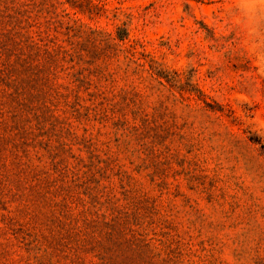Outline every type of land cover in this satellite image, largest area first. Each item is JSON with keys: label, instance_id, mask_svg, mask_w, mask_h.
I'll return each instance as SVG.
<instances>
[{"label": "rangeland", "instance_id": "rangeland-1", "mask_svg": "<svg viewBox=\"0 0 264 264\" xmlns=\"http://www.w3.org/2000/svg\"><path fill=\"white\" fill-rule=\"evenodd\" d=\"M264 0H0V264H264Z\"/></svg>", "mask_w": 264, "mask_h": 264}, {"label": "trees", "instance_id": "trees-1", "mask_svg": "<svg viewBox=\"0 0 264 264\" xmlns=\"http://www.w3.org/2000/svg\"><path fill=\"white\" fill-rule=\"evenodd\" d=\"M262 152L264 154V145H261Z\"/></svg>", "mask_w": 264, "mask_h": 264}]
</instances>
